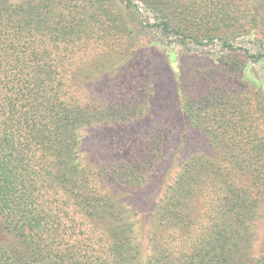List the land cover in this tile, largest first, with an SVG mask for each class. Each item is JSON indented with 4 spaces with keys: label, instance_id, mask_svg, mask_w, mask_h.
I'll return each instance as SVG.
<instances>
[{
    "label": "trees",
    "instance_id": "trees-1",
    "mask_svg": "<svg viewBox=\"0 0 264 264\" xmlns=\"http://www.w3.org/2000/svg\"><path fill=\"white\" fill-rule=\"evenodd\" d=\"M153 41L191 53L166 68L212 152L188 156L142 214L158 128L100 169L83 140L149 114L153 77L133 64ZM262 59L264 0H0V264H264V93L244 80ZM87 84L106 94L80 98Z\"/></svg>",
    "mask_w": 264,
    "mask_h": 264
},
{
    "label": "rangeland",
    "instance_id": "rangeland-1",
    "mask_svg": "<svg viewBox=\"0 0 264 264\" xmlns=\"http://www.w3.org/2000/svg\"><path fill=\"white\" fill-rule=\"evenodd\" d=\"M156 32L153 31L154 34ZM142 40L146 46L147 41H152V36L147 33L142 37ZM187 45L195 50L194 53L199 55L206 53L209 57H217L223 52L219 42L205 46H195L190 42ZM245 45L253 50L250 44L245 42ZM189 53L185 45L176 42L168 43L166 41L163 45L156 41L149 48L143 47L138 52L137 63L133 65L135 66L134 70L139 72L150 70V77H153L152 81L146 75L147 82L151 86L149 89L151 92L149 114L141 120L130 123L96 125L87 129L84 135V156L92 167L100 169L133 157L136 146L145 141L154 128H158L157 132L159 129H163L161 133H155L159 134L156 142L164 145L163 152H161L162 160L151 181L135 192L137 196L135 205L142 211V214L151 208V203L159 197L162 189L174 179L182 162L188 156L195 152H212L207 137L195 129L181 112L176 101L175 81L166 68L168 62L171 71L177 74L181 62L189 56ZM132 73L127 75L134 76ZM244 76V80L248 84L261 89L264 93V59L259 62L247 60ZM121 77H123L121 81L123 84L130 80L126 75ZM91 86V84H87L81 89L79 97L100 101V98L106 94L105 90L98 84ZM258 224L261 244L264 241V219L260 220Z\"/></svg>",
    "mask_w": 264,
    "mask_h": 264
}]
</instances>
